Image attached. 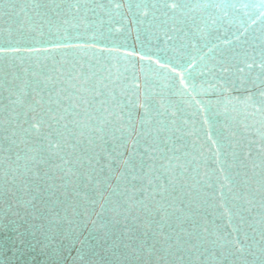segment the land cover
<instances>
[{"label":"water","instance_id":"95a60500","mask_svg":"<svg viewBox=\"0 0 264 264\" xmlns=\"http://www.w3.org/2000/svg\"><path fill=\"white\" fill-rule=\"evenodd\" d=\"M0 264H264V0H0Z\"/></svg>","mask_w":264,"mask_h":264},{"label":"snow or ice","instance_id":"6c2138e0","mask_svg":"<svg viewBox=\"0 0 264 264\" xmlns=\"http://www.w3.org/2000/svg\"><path fill=\"white\" fill-rule=\"evenodd\" d=\"M172 7H175L176 5L175 4H173V5H171Z\"/></svg>","mask_w":264,"mask_h":264}]
</instances>
